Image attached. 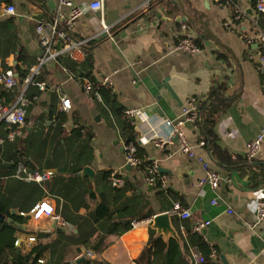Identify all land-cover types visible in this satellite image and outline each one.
<instances>
[{
  "label": "crops",
  "instance_id": "1",
  "mask_svg": "<svg viewBox=\"0 0 264 264\" xmlns=\"http://www.w3.org/2000/svg\"><path fill=\"white\" fill-rule=\"evenodd\" d=\"M60 1L0 0V71H12L16 80L24 71L30 74L42 55L35 27L58 8L67 12L66 7H59ZM71 1L81 4L94 0ZM254 2L104 0L103 19L111 26V36L87 43L75 52L74 59L64 54L46 62L36 75L43 89L29 85L25 93L28 103L21 136L0 145V194L16 205L10 211L24 219L16 223L10 218L16 227L15 246L30 247L27 238L32 234L34 242L49 244L42 264H79L86 259L136 264L150 231L161 236L150 227L152 217L169 212L179 240L170 237L163 240L167 244H191L189 236L195 234L191 226L209 221L203 233L196 234L209 247L208 257L192 243L205 257L202 264H264V221L254 229L248 226L255 196L264 191V67L257 61L254 37L258 30L264 35V13L255 10ZM6 6H12L13 13H6ZM99 19L97 10L85 11L73 23L71 34L84 39L98 33ZM186 33L195 35L198 53L172 50ZM66 61L72 62L75 71ZM107 75L111 87L103 90L110 96L98 101L82 84L85 79L94 81ZM217 85L224 88L219 102L225 109L213 131L218 149L229 156L228 161L223 156L212 158L210 148L199 143L204 141L201 107L210 104L209 91ZM16 91L4 90L0 96L12 103ZM63 95L70 99L69 110L61 107ZM188 105L199 110L201 121H185L181 128L195 154L218 173L215 188L200 183L204 168L178 151L175 138L169 145L153 142L156 134L170 131L165 122H176L181 108ZM127 108L141 109L144 115L126 117L123 111ZM261 133L258 156L247 160L245 145ZM0 136H5L3 126ZM128 141L149 162L145 167L125 169ZM19 157L27 159L31 170L52 172L49 181L38 184L41 195L27 198L24 208L18 202L32 183L7 174ZM152 163L158 166L153 182L148 181L153 176L149 169ZM85 167L92 170L91 176L84 175ZM111 170L130 180L126 188L123 184L124 189H119L122 186L115 187L104 177ZM156 181L160 184L157 188ZM41 200L52 204L72 228L20 214L28 213ZM101 202L115 220L131 218V222L126 231L106 234L110 244L97 254L86 249L82 240L107 232L109 224L93 221L100 218L94 210ZM183 209L189 210V218L179 217ZM139 211L150 216L136 220ZM0 218L10 224L1 214ZM37 234L42 236L37 239ZM81 257L84 259L76 262ZM183 259L184 263L174 264H194L189 254Z\"/></svg>",
  "mask_w": 264,
  "mask_h": 264
},
{
  "label": "built area",
  "instance_id": "2",
  "mask_svg": "<svg viewBox=\"0 0 264 264\" xmlns=\"http://www.w3.org/2000/svg\"><path fill=\"white\" fill-rule=\"evenodd\" d=\"M225 3L231 2V0H221ZM66 7L67 12L64 14L60 8L52 15L49 19L38 23L35 27L36 34L38 35V41L42 48V55L37 59V63L30 70V74L24 77L23 89L16 96L15 101L12 103L5 102V99L0 96V124L3 123L7 129V134L5 137L0 138V145L5 140H14L15 138L21 136L22 129L25 125V106L28 103V99L25 96V89L29 85H35L39 89H43V83L37 81L35 76L40 73L43 65L50 60H57L60 56L64 54H69L72 59L75 58L74 54L80 48L87 45V43L93 40L99 39V36H104L109 38L111 36V31L108 24L105 23L103 19L104 10V0H94L88 3L76 4L71 0H61L59 7ZM254 7L257 12L264 13V0H255ZM87 10H97L100 13V26L101 29L98 33L84 39H77L71 34V29L75 20L80 17ZM14 9L12 6H6V13H13ZM255 39L258 42V52L257 61L260 66L264 67V35L258 30L255 33ZM172 50L177 52H186L189 54L198 53L200 48L196 42L195 35L193 33H186L181 36L179 40L174 44ZM17 85L16 77L13 72L7 70L5 72L0 71V86L4 90H12ZM83 88L86 92H89L93 97L102 101V95L100 93L101 89L109 90L111 87L110 76H103L98 80L85 79L83 82ZM264 92V90H263ZM61 107L64 110H69L71 108L70 99L66 96L60 97ZM126 117L132 116H143L144 113L141 109L127 108L123 111ZM198 109L193 106H184L181 108V113L176 122L166 121L165 125L170 127V131L166 135L156 134L153 142L156 146L169 145L173 143V140L177 141L178 151L185 154L189 158L196 160L204 168V177L201 179L200 183H206L210 187L215 188L219 182V175L214 171L209 163L202 157L197 156L194 152V146L189 142L185 133L182 130V124L185 121H201V116ZM263 138V133L259 134L254 140L249 141L245 145V158L247 160H254L260 151L261 140ZM200 145H204V141L200 140ZM125 164L129 165L131 168H136L139 166L140 159L137 156V149L132 141H128L125 144ZM150 172L153 174L148 181L154 180L157 176L158 166L156 163H152L150 166ZM12 177L23 182H35L38 184H44L49 181L52 177V172L49 170H29L22 162L16 164L15 170ZM110 181L113 186L121 187L124 184V179L119 175L117 170H111ZM215 205L219 206L220 202L215 201ZM231 212V209H228ZM21 215H29L34 220L45 219L52 221L56 226L63 229H71L72 225L66 221L62 215L55 209V207L47 202L46 200H41L36 203L28 213L21 212ZM181 219H187L190 217V212L187 209L181 210L178 214ZM252 221L248 224L251 229H254L261 222L264 221V191H259L255 196L254 207H253V217ZM137 223H133L135 226ZM209 221L199 222L191 226L190 231L192 233L201 235L206 229ZM36 240L34 235H29L27 238V243L32 244ZM15 244H18L15 241ZM188 254L192 259L194 264H202L205 262V257L198 250L196 245L189 244L187 242ZM87 256L91 255V252H86ZM42 262V260H39Z\"/></svg>",
  "mask_w": 264,
  "mask_h": 264
},
{
  "label": "trees",
  "instance_id": "3",
  "mask_svg": "<svg viewBox=\"0 0 264 264\" xmlns=\"http://www.w3.org/2000/svg\"><path fill=\"white\" fill-rule=\"evenodd\" d=\"M61 59V57L59 58ZM69 63V67L72 71H75V67L72 64L71 61H66ZM68 63H66L68 65ZM80 71V70H79ZM29 75V70L24 71L20 74V78L17 79V85L14 87L15 91L17 94H19L22 89H23V80L24 77ZM38 76V75H37ZM35 79L37 81H40L41 78L40 76ZM41 82V81H40ZM28 88V87H27ZM27 88L25 89V93L27 91ZM223 86L222 85H217L214 88H211L209 91V96L208 100H210V104L207 106H203L202 108V123H201V130L203 134V139H204V145L208 148H210V154L212 158L215 159H220L219 157L223 156V160L228 161L229 156L225 155L223 151H220L218 148V145L216 144V136L214 134V125L215 122L217 121L219 115L222 113V111L225 109L223 105L220 104L219 100L222 97V92ZM224 89V88H223ZM0 92L1 94L4 93V89L0 86ZM219 92V93H218ZM100 93L102 95V98L107 99L108 94L107 92L103 89L100 90ZM0 126H3L5 129V135L7 134V129L3 123L0 124ZM1 137V136H0ZM5 137V136H4ZM2 138V137H1ZM1 147V146H0ZM138 158L140 159L139 163V168L145 167L149 162L144 161V159L137 153ZM18 162H22L29 170H31L29 166V162L27 161L26 158L24 157H19L18 160L14 161L12 165L8 167L10 170L8 171V175L12 176L16 164ZM222 162V161H221ZM229 163L233 164L231 160ZM3 168L0 165V169ZM264 168V167H263ZM34 170V169H33ZM36 170V169H35ZM39 170V169H38ZM110 172H105L104 177L110 181ZM2 173V172H1ZM124 186H122L119 189H124L126 188V184H128V181H130L128 178H124ZM32 185L30 186V189L26 192L25 196H22V199L18 202L19 207L24 208V203L27 201V198L30 197H39L41 195L42 188L41 186L38 185V183L31 182ZM160 186L159 182L156 181V188ZM21 187V186H20ZM124 187V188H123ZM118 189V190H119ZM36 195V196H35ZM11 201L6 198V196H3L0 194V214L6 219V218H11L14 222L16 223H23L24 219L22 216L19 214H13L10 211V207L16 205L12 204L10 205ZM129 205V209L131 206V201L127 203ZM127 207V206H126ZM108 206L101 202L94 210V213L97 214L99 213L100 218L96 217L93 219L95 223L101 222V224L107 223L109 224L107 228V232L105 234H96L95 236L91 237H86L82 240V245L86 249H91L95 253H100L105 247H107L110 244V241L107 239L108 233H116L119 234L122 231H126L127 229L130 228V222L131 218L128 220H122V221H117L115 220L113 212H108ZM138 217L135 219L141 220L148 218L150 215L149 214H143L142 212H138ZM70 223V222H69ZM80 223V222H79ZM118 224L121 225L120 228L116 227ZM151 236L149 237L147 246L142 250L140 253L139 257L136 259L135 263L136 264H174L176 261H181L184 263L185 259H183V255L188 254V248L187 245L180 244L177 242H170V243H165L161 236H153L152 230ZM42 235L37 234V239H39ZM192 238H196L195 242L192 240ZM190 242L196 243L200 250L203 252L205 257H208V253L210 252L209 247L204 246V242L202 241L200 236H197L196 234H192L189 236ZM15 240H16V227L14 224H8L6 221L0 222V264H42L39 262V260H42L44 253L47 251L49 244H44L40 242L39 240L34 242L33 244L30 245V247L26 248L24 245H19L15 246ZM7 251L10 252L11 258L9 259ZM152 258L150 259V257ZM79 264H108L102 260H84Z\"/></svg>",
  "mask_w": 264,
  "mask_h": 264
},
{
  "label": "water",
  "instance_id": "4",
  "mask_svg": "<svg viewBox=\"0 0 264 264\" xmlns=\"http://www.w3.org/2000/svg\"><path fill=\"white\" fill-rule=\"evenodd\" d=\"M125 169L130 170L129 165H125ZM84 175L91 176L93 174L92 170L88 167L83 168ZM11 213L16 214L17 212L15 210H11ZM2 219L0 218V222ZM7 221L10 224H13V221L10 218H7ZM150 227L156 231L157 235H161L163 240L167 242L170 237L175 238L176 240H179L175 229L173 228L170 220V214L169 212H162L159 214H155L151 219ZM84 257H81L77 259L76 262H79L83 260Z\"/></svg>",
  "mask_w": 264,
  "mask_h": 264
}]
</instances>
